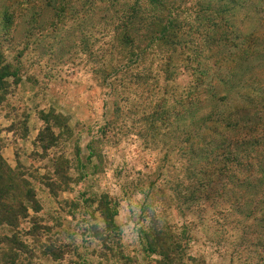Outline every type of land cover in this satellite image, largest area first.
<instances>
[{"label":"rangeland","instance_id":"rangeland-1","mask_svg":"<svg viewBox=\"0 0 264 264\" xmlns=\"http://www.w3.org/2000/svg\"><path fill=\"white\" fill-rule=\"evenodd\" d=\"M13 1L0 0V11L15 9ZM108 1L93 0L101 7ZM135 1L113 4L129 10ZM57 2L39 16L58 24L56 33L54 25L49 33L29 32L23 18L0 24V69L8 72L0 82V159L16 176V200L28 207L17 229L0 228L25 246L15 264H264L261 214L240 212L230 195L206 199L209 188L196 184L181 145L169 142L160 122L150 129L153 107H171L188 90L186 63L161 73L157 43L137 64L109 49L95 53L112 44L103 37L110 23L88 24L87 7L70 16L74 3L63 10ZM250 16L243 30L257 26L259 16ZM87 39L92 56L83 48ZM112 58L130 71H109ZM25 188L31 203L22 199Z\"/></svg>","mask_w":264,"mask_h":264},{"label":"trees","instance_id":"trees-1","mask_svg":"<svg viewBox=\"0 0 264 264\" xmlns=\"http://www.w3.org/2000/svg\"><path fill=\"white\" fill-rule=\"evenodd\" d=\"M51 1L44 0L42 5L36 0L35 4L33 0L21 4L15 0L13 11H0V24L12 25L13 19L23 18L29 22V32L49 33L48 29L54 25L50 32L56 33L58 24L49 19L41 22L39 17L44 6L54 8L52 3L57 0ZM58 1L63 10L69 6V1L74 3L70 16L82 13L87 7L83 18L88 24L95 19L110 23L103 37L111 38L112 44L105 42L95 53L104 54L109 49L108 53L115 52L119 59L126 54L128 60L134 59L133 63L137 64L136 61L146 58L150 53L147 51L157 43L155 49L160 47L161 73L169 75L175 64L186 63L185 70L191 72L188 90L176 98L171 107L164 102L153 107L155 113L150 117V129L156 131L160 122L165 136L171 137L169 142L172 139L170 143L176 141L181 145L177 149H181L186 163L196 170L192 175L196 176V184L209 188L206 199L230 195L240 212L251 207L252 213L261 214L258 228L262 229L263 237L259 258L264 261V0H149L153 7L148 9L143 0H138L129 10L116 8L114 0H109L105 7L93 0ZM111 7L115 9L112 12ZM98 13L100 17L96 18ZM251 13L256 19L259 16V22L243 30L244 21L252 17ZM86 42L83 48L92 56V45L88 39ZM64 47L61 44L58 50ZM180 47L182 52L177 50ZM114 61V67L106 66L109 71L115 74L130 71L129 65ZM256 63L260 64L255 66ZM6 68L0 69V82L8 73ZM166 80L170 81L169 76ZM228 105L233 108L231 113ZM174 124L172 132L170 128ZM170 143L165 145L170 147ZM11 175L2 170L0 159V228L6 225L17 229L19 221L26 218L28 207L16 200L21 189L16 186V176ZM256 185L259 189H254ZM27 189H23L22 199L31 203V190ZM247 216L245 214V218ZM24 248L16 233L10 238L0 233V264H15L17 254ZM46 254L55 255L50 249Z\"/></svg>","mask_w":264,"mask_h":264}]
</instances>
